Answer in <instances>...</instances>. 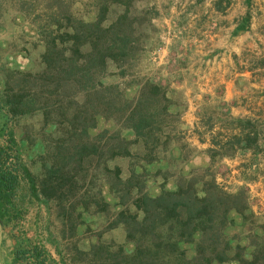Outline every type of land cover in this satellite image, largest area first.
Segmentation results:
<instances>
[{"label":"trees","instance_id":"trees-1","mask_svg":"<svg viewBox=\"0 0 264 264\" xmlns=\"http://www.w3.org/2000/svg\"><path fill=\"white\" fill-rule=\"evenodd\" d=\"M108 1L98 0L96 15L89 21L64 14L65 22L45 40L40 69L26 71L0 64V224H15L21 218L19 199L25 195L18 189L25 180L27 194L42 202L48 213L54 210L65 238L61 240L70 241L89 205L108 214L107 189L113 195V205L119 207L111 217L106 215L112 218L110 227H123L131 250L123 244L106 243L100 236L83 249L76 241L65 248L47 228L48 242L64 264H221L231 259L228 251L235 246L238 252L233 258L238 264H264V245L250 240L253 249L246 256L249 247L241 244L239 234L238 243L230 244L234 237L227 229L234 216L257 217L249 210L246 192L241 188L224 190L211 165L180 172L172 180L173 189L164 187V178L156 194L146 190L135 168L126 180L118 177V167L108 165L110 159L130 154L127 145L131 141L142 143L150 161H154L157 148L171 144L182 150L179 157L185 160L183 150L187 147L176 125L181 122L180 114L172 111L167 88L142 76L138 68L143 49L150 48L149 44L144 47L140 25L152 28V8L133 16L127 9L132 0H111L122 3L125 10L103 24ZM4 5L0 0V16ZM243 29L238 25V31ZM109 75L118 81L106 82ZM132 83L136 92L128 95ZM35 112L42 115V129L48 130L40 136V175L24 163L11 125ZM224 114L233 126L217 141L211 139L212 147L205 151L210 157L230 158L237 150L256 155L264 150V116ZM99 119L110 127L91 135ZM209 131L203 119L194 130L198 136ZM97 180L101 181L96 192L87 189ZM247 224L242 222L241 228H247L249 237L264 233L263 225ZM48 260L46 250L32 244L15 250L12 264H48Z\"/></svg>","mask_w":264,"mask_h":264},{"label":"rangeland","instance_id":"rangeland-1","mask_svg":"<svg viewBox=\"0 0 264 264\" xmlns=\"http://www.w3.org/2000/svg\"><path fill=\"white\" fill-rule=\"evenodd\" d=\"M4 2L6 5L0 16V64L26 71L41 68L45 40L57 25L65 22L64 14L89 21L96 15L98 5V0ZM124 8L122 3L109 0L103 24L114 20ZM145 8H152L149 13L152 28H143L145 24L140 26L145 36L142 40L146 42L144 47L149 44L150 48H142L138 68L142 76L167 88L173 101L172 111L180 114L181 122L176 125L187 144L183 150L185 160L179 157L182 150L171 144L172 147L157 148L154 161H150L142 143L131 141L127 145L130 154L114 157L108 165L118 167V177L126 180L131 169L135 168L137 174L142 175L146 190L152 194L160 191L165 179L164 187L173 189L172 180L180 172L188 173L191 169L211 165L216 182L224 190L235 192L241 188L246 192L249 210L257 217L242 219L234 216V222L227 229L234 237L230 244L235 246L238 243L239 234L241 244L249 247L245 252L248 256L253 249L248 245L250 240L253 244L264 245V233L257 238L255 233L249 237L247 228H241L242 222L264 227V150L256 155L237 150L230 158L210 157L205 151L212 147V138L217 141L220 134L230 132L233 123L230 124L231 120L226 119L224 113L232 117L264 116V0H132L127 7L133 16H140ZM238 25L244 29L238 31ZM105 81L118 79L109 75ZM135 86L132 83L127 87L128 95L136 92ZM244 108L249 112L243 114L241 109ZM202 119L210 131L198 136L194 129ZM191 120H196L197 125L189 124ZM11 125L24 163L33 174L40 175L39 155L43 152L40 136L42 131L48 132L42 129V115L35 112L22 116ZM106 127L110 124L99 119L90 134L95 135L97 130ZM199 138L208 144L202 146ZM100 179L105 180L106 176H100ZM101 180L95 181L94 187L90 183L87 189L96 192ZM26 186L22 180L18 189V193L25 195L24 199H19L23 210L21 218L15 224H0V264H12L14 251L32 244L46 250L48 264H64L53 243L48 242L47 235L49 228L56 240L65 239L61 237L60 222L53 209L48 213L42 202L27 194ZM104 198L110 205L108 214L89 205V210H83L79 217L76 236L70 241L61 240L62 247L76 241L83 249L100 236L106 243L123 244L126 250H131L129 243L125 242L123 227H110L112 218L108 219L106 215L111 217L119 207L113 205V195L107 189H104ZM129 207L135 210L134 206ZM237 252V246L229 249L231 259L221 264H238L233 258L237 257Z\"/></svg>","mask_w":264,"mask_h":264},{"label":"crops","instance_id":"crops-1","mask_svg":"<svg viewBox=\"0 0 264 264\" xmlns=\"http://www.w3.org/2000/svg\"><path fill=\"white\" fill-rule=\"evenodd\" d=\"M228 95H229V94H228V92H227V94H226V98L228 97ZM241 111H243V114H245V113H247L248 110H247L246 108H244V110L241 109ZM248 112H249V111H248ZM195 121H196V120H195ZM195 121L191 120V121L189 122V124H191V125H192V124H196ZM191 125H190V126H191ZM196 125H197V124H196ZM194 130H195V129H194ZM198 141H200V140L198 139ZM205 142H206V140H203V141H200L199 143H201L202 146H205L206 144H208L207 142H206V143H205Z\"/></svg>","mask_w":264,"mask_h":264}]
</instances>
